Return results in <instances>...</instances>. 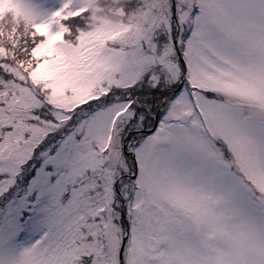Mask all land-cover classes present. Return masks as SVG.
Wrapping results in <instances>:
<instances>
[{
	"label": "snow or ice",
	"instance_id": "snow-or-ice-1",
	"mask_svg": "<svg viewBox=\"0 0 264 264\" xmlns=\"http://www.w3.org/2000/svg\"><path fill=\"white\" fill-rule=\"evenodd\" d=\"M69 3L0 28V264H213L196 216L264 260V0Z\"/></svg>",
	"mask_w": 264,
	"mask_h": 264
},
{
	"label": "clouds",
	"instance_id": "clouds-1",
	"mask_svg": "<svg viewBox=\"0 0 264 264\" xmlns=\"http://www.w3.org/2000/svg\"><path fill=\"white\" fill-rule=\"evenodd\" d=\"M81 3L88 9V15L85 18L87 25L93 28L100 25L116 26L125 19L138 25L141 31H146L150 26L149 19L141 11L136 10L127 17L120 16L115 11L120 0H81ZM4 13L0 28H3L5 33L12 27H27L43 22L50 16L40 6L38 0H23L20 5L5 6ZM4 42L6 43V41ZM57 48L70 57L75 53L70 39L61 40L57 44ZM202 224V216H196L192 221V227L198 233L200 242L209 250L213 264H264V260L257 258L248 249L240 247L238 244L222 242L225 237L213 228L202 227Z\"/></svg>",
	"mask_w": 264,
	"mask_h": 264
},
{
	"label": "rangeland",
	"instance_id": "rangeland-1",
	"mask_svg": "<svg viewBox=\"0 0 264 264\" xmlns=\"http://www.w3.org/2000/svg\"><path fill=\"white\" fill-rule=\"evenodd\" d=\"M38 3L49 13V15H51L53 12L62 9L65 3H69V0H38ZM143 3L144 0H123L121 5L117 4L116 6L122 7L126 13H132L137 9L143 7ZM79 7H81V0H71V2L69 3V9L71 10H76ZM86 23L87 21L81 22V24L83 25H85ZM58 30L59 26L53 24L51 27V31L56 32Z\"/></svg>",
	"mask_w": 264,
	"mask_h": 264
},
{
	"label": "trees",
	"instance_id": "trees-1",
	"mask_svg": "<svg viewBox=\"0 0 264 264\" xmlns=\"http://www.w3.org/2000/svg\"><path fill=\"white\" fill-rule=\"evenodd\" d=\"M122 1L123 0H120V3H118V5H121ZM87 15L88 13H83L81 14V16L69 17L67 19L62 20L61 22L67 25L72 32H75L77 28L86 29L88 27L87 23L85 25L81 24V22L86 21L85 18L87 17ZM66 36H68V34H65V38H68Z\"/></svg>",
	"mask_w": 264,
	"mask_h": 264
}]
</instances>
